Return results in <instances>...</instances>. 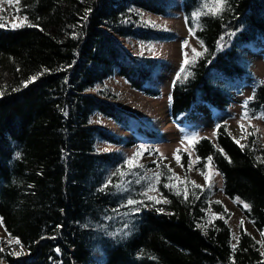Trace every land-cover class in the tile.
I'll use <instances>...</instances> for the list:
<instances>
[{"label":"trees","instance_id":"16d2710c","mask_svg":"<svg viewBox=\"0 0 264 264\" xmlns=\"http://www.w3.org/2000/svg\"><path fill=\"white\" fill-rule=\"evenodd\" d=\"M179 1L202 47L173 77L169 114L176 121L207 103L215 137L192 142L193 165L178 149V169L158 155H141L127 168L125 149L158 141L160 132L113 100L117 93L104 84L118 70L132 88L160 95L153 80L162 58L136 51L129 40L176 38L141 15L166 16L176 0H14L3 9L0 221L8 236L0 235V264H264V139L248 127L237 140L227 121L232 90L253 72L242 50L264 44V0H226L218 15L198 18L193 13L207 12L203 5L212 0ZM250 97L248 113H264V77L253 80ZM105 117L130 134L111 129ZM209 156L222 191L259 235L240 225L234 239L225 203L193 180L192 168L205 173ZM150 165L160 180L148 194L160 203L143 195L155 182ZM118 169L127 173L123 191L115 187ZM128 199L143 203L128 206Z\"/></svg>","mask_w":264,"mask_h":264},{"label":"rangeland","instance_id":"374dc122","mask_svg":"<svg viewBox=\"0 0 264 264\" xmlns=\"http://www.w3.org/2000/svg\"><path fill=\"white\" fill-rule=\"evenodd\" d=\"M9 5L8 0H2L0 2V9H7ZM1 13L2 11H0ZM141 15L147 24L155 28L173 31L177 34V37L171 40H129L130 46L134 45L137 48L136 51L155 54L162 58V64L158 68L153 80V83L161 89L160 95L151 96L132 88L118 70H115L112 75L105 79L104 84L111 87L117 93L118 96L112 97V99L119 105L135 112L158 128L160 132L158 141L140 144V146H145L146 152H149L142 154L146 160L153 161L158 155L178 169L180 168V164L175 159V156L178 155L177 150L187 149L190 155H192L193 165L195 163L194 151L192 143L189 144L188 138L192 136L200 137L202 135L215 137V110L207 103L197 102L190 111L181 114L174 121L169 114V92L173 77L184 63L185 58L188 60L192 59L196 55L192 50L195 49L196 52H199L202 45L193 32H190L179 0H176L170 14L166 16L146 10H142ZM184 41H188V44L185 45ZM242 51L247 57L253 72L246 78L240 91L232 90L233 102L227 110L229 114L227 119L228 126L231 129L232 135L237 140L244 138L248 127H254L260 131L264 139V113L251 116L244 108L245 101L251 95L253 80L264 77V44L256 43L253 48L243 49ZM245 112H247L246 117L244 116ZM105 119V122L111 129L120 133L124 132L122 127L114 120L107 117ZM241 125H243V128ZM124 133L130 134L129 132ZM140 146L137 144L125 149L130 158L140 150ZM152 157L154 158L150 160ZM140 158L138 160H142ZM151 167V165L148 166L146 171L154 175L156 171ZM205 175L208 176V180L205 179ZM192 177L196 183L202 186L209 185L212 188V197L220 199L225 203L230 212L229 222L233 229L234 239H236L240 225H243L252 233L255 232L259 235L253 228L252 222L242 211L237 200L227 197L222 191L221 174L213 165H208L205 173L192 168ZM241 221H243V224H241ZM0 235L8 236L3 226L1 229V221Z\"/></svg>","mask_w":264,"mask_h":264},{"label":"snow or ice","instance_id":"6c2138e0","mask_svg":"<svg viewBox=\"0 0 264 264\" xmlns=\"http://www.w3.org/2000/svg\"><path fill=\"white\" fill-rule=\"evenodd\" d=\"M0 2H2V0H0ZM225 2H226V0H212V4H211V5H209L208 3H205V4L203 5V7H204V8H207L208 11H207V12H202V11L194 12V13H193V17H194V18H198L200 15H207V14L218 15L221 11H223V7H224ZM8 3H9V4L13 3V0H8ZM0 11H3V9H0ZM86 17H87V12L85 13V17H84L83 19H86ZM14 26H18V25H14ZM29 26H32V25H29ZM190 32H191V29H190ZM73 38H75V34L73 35ZM184 44L187 45V44H188V41H184ZM192 51L195 52V54H196L197 56L201 55V53L196 52L195 49H193ZM185 55H186V54H185ZM188 62H189L188 59L185 58V60H184V64H188ZM183 71H184V68L182 67V68H181V72H183ZM37 78H38L37 76H33V77H31V78L29 79V81L26 82V85H25V86H27V83L34 82ZM186 78H187V77H185V79H186ZM249 99H252V97H250ZM246 107H247V102H246V104H245V108H246ZM244 116H245V117L247 116V112L244 113ZM241 127L243 128V125H241ZM214 135H215V133H214ZM198 139H199V138H198L197 136L189 137V138H188L189 144H191L193 141H198ZM236 142L239 143V141H236ZM241 147L243 148L244 145H241ZM186 150H187V149H186ZM145 151H147V149L145 148V146L141 145V146H140V150L137 151L133 157H131V158H129L128 160H126L125 164H126L127 168H128V169H132V168L135 166V165H134V162H136V161L138 160V158H139V157L143 154V152H145ZM221 151H222V150H221ZM177 152H179V150H177ZM175 159H176L177 162L179 163V161H180V156H179V155H176V156H175ZM199 159H200L199 157L196 158L197 161H199ZM207 161H208V164L210 165V164H211V161H212V157L209 156V157L207 158ZM261 162L264 163V160H262ZM190 168H191V162H190ZM117 172L119 173V176L121 177V182H120V184L115 185V187H117L118 190L123 191V190L125 189V186H126V182L124 181L123 178H124L125 175H127V173H125V172H123V171H120L119 169L117 170ZM217 174H218V173H217ZM113 175H116V173H114ZM148 179H149V180H154L155 182L149 184L147 191H146L145 193H143V195H145L146 198H147V200H149V201H155L156 203H160L159 200H156V197H155V196H152V195H149V194H148L149 192H153V191L156 190V183H159V180H160V175H159V173H155L152 177H148ZM170 179H171V178H170ZM205 179L208 180V176H207V175H205ZM136 182L139 183L140 180L138 179ZM109 184H111V180H109V181L103 186V188L101 189V191H103L104 189H106V188L109 186ZM164 186H165V187H169V188L172 187L171 184H166V185H164ZM197 187H199V186H197ZM176 194H177V195H181V192H180L179 190H177ZM183 195H184V198H185V199L188 198V192H187V190H185V191L183 192ZM164 202L167 203L168 201L165 200ZM142 203H143V201H138V200H134V199H128V200H127V205H128V206H135V205H139V204H142ZM243 206H244V208H246V209L249 208V205H247V204H244ZM139 210H140L139 207H136V208H135V211L138 212ZM241 224H243V221H241ZM261 235L264 236V232H262ZM237 241H238V238H237ZM16 243H19V241L17 240ZM235 247H236V246L233 245V250H235ZM57 251H59V249H57ZM19 254H20V253H17V255H19ZM262 254H264V253H262Z\"/></svg>","mask_w":264,"mask_h":264}]
</instances>
